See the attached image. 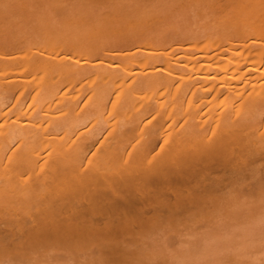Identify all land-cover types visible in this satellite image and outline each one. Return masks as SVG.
Returning a JSON list of instances; mask_svg holds the SVG:
<instances>
[{
  "label": "bare ground",
  "instance_id": "1",
  "mask_svg": "<svg viewBox=\"0 0 264 264\" xmlns=\"http://www.w3.org/2000/svg\"><path fill=\"white\" fill-rule=\"evenodd\" d=\"M210 39V48L185 56L153 49L150 57L104 58L106 68L60 47L0 49V201L12 198L0 207L17 210L0 213V251L64 238L106 243L121 255L128 237L217 206L220 193L257 171L264 22L248 20ZM20 199L29 209L45 207L22 212L23 201L13 205Z\"/></svg>",
  "mask_w": 264,
  "mask_h": 264
},
{
  "label": "rangeland",
  "instance_id": "2",
  "mask_svg": "<svg viewBox=\"0 0 264 264\" xmlns=\"http://www.w3.org/2000/svg\"><path fill=\"white\" fill-rule=\"evenodd\" d=\"M248 20L263 24L264 0H0V49L14 52L54 47L63 49L61 53L67 52L64 53L67 57L87 56L96 59L95 62L104 61L101 66H105L110 59L115 63L120 54L137 52L146 57L153 49L185 56L206 45L205 40L215 41L218 35L231 32ZM136 68L135 71L141 69ZM71 120L65 124L70 132L75 129L74 122V128L69 124ZM253 167L257 171L248 172L247 178L220 193L217 206L189 211L192 212L189 218L182 214L173 223L166 222L155 232L145 233L144 238L138 234L141 241L135 237L131 244L128 241L134 237H128L129 252L124 246L129 254L126 257L123 250L121 255L112 253L111 248L106 251L103 248L107 244L101 247L99 241L93 244L90 240V244L88 240L85 245V240L80 239V245L76 239L74 243L61 238L64 244L59 238L50 242L54 239L50 238L42 240L44 245L37 242V248L29 242L31 248L26 241L16 250L1 247L0 264H130L129 261L131 264H264V160ZM218 176L220 172L209 177ZM7 198L2 200L12 199ZM15 201L16 204L10 203L14 207L23 201V205L18 204L24 207H20L22 212L44 206L38 202V209L36 204L29 209L27 200ZM4 207L8 210L11 206ZM2 208L0 213L6 212ZM11 208L16 214V207ZM12 210L8 211L12 213ZM97 224L104 226L105 220ZM10 242L6 245L11 248L14 244L10 246ZM25 243L29 245L27 249L23 248ZM21 252L33 254L22 256Z\"/></svg>",
  "mask_w": 264,
  "mask_h": 264
}]
</instances>
